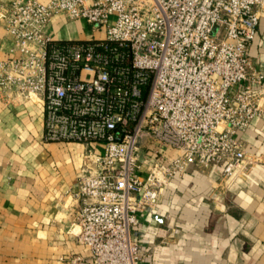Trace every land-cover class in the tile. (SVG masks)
Returning a JSON list of instances; mask_svg holds the SVG:
<instances>
[{
	"label": "built area",
	"instance_id": "built-area-1",
	"mask_svg": "<svg viewBox=\"0 0 264 264\" xmlns=\"http://www.w3.org/2000/svg\"><path fill=\"white\" fill-rule=\"evenodd\" d=\"M263 13L264 0H0L3 101L41 105L45 142L85 145L71 231L86 251L68 264H141L133 227L175 178L196 166L228 184L261 161L240 132L264 119L250 54ZM56 15L103 35L54 33Z\"/></svg>",
	"mask_w": 264,
	"mask_h": 264
},
{
	"label": "crops",
	"instance_id": "crops-1",
	"mask_svg": "<svg viewBox=\"0 0 264 264\" xmlns=\"http://www.w3.org/2000/svg\"><path fill=\"white\" fill-rule=\"evenodd\" d=\"M58 21L49 29L62 35ZM11 46L0 24V58ZM250 54L264 69V13ZM43 132L41 105L6 104L0 94V264H68L67 254L86 251L71 231L85 145L45 142ZM240 136L261 159L246 176L224 184L220 170L191 166L159 206L139 212L132 233L141 264H264V119Z\"/></svg>",
	"mask_w": 264,
	"mask_h": 264
},
{
	"label": "rangeland",
	"instance_id": "rangeland-1",
	"mask_svg": "<svg viewBox=\"0 0 264 264\" xmlns=\"http://www.w3.org/2000/svg\"><path fill=\"white\" fill-rule=\"evenodd\" d=\"M60 29L62 35L71 37V32L74 33L75 38H87L92 35L102 36L103 33L99 29L97 31L93 30V26L88 24L85 20H75L71 22L61 21L58 23V30ZM59 31V32H60ZM59 34V33H58ZM3 100V98L1 97Z\"/></svg>",
	"mask_w": 264,
	"mask_h": 264
}]
</instances>
